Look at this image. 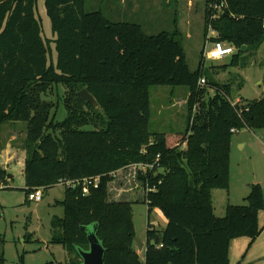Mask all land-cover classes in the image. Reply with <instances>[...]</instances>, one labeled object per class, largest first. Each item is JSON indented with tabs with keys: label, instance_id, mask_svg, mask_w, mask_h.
<instances>
[{
	"label": "trees",
	"instance_id": "1",
	"mask_svg": "<svg viewBox=\"0 0 264 264\" xmlns=\"http://www.w3.org/2000/svg\"><path fill=\"white\" fill-rule=\"evenodd\" d=\"M36 5L0 0V123H26L23 190L28 195L38 187L100 177L86 193L81 184L63 185V215L50 220V242L63 246L70 264H81L78 249L88 248L83 227L96 224L104 264H228L231 240L244 236L252 243L261 232L263 191L250 184L244 202L227 204L222 217L213 212L212 191L229 189L231 129L264 130V97L234 103L230 86L209 73L235 67L259 49L264 0H203V37L212 30L210 43L236 49L229 64L209 70L203 51L197 68H189L176 21L173 30L147 34L138 23L87 10V0H44L55 36L44 39ZM154 85L187 89L184 133L149 129ZM59 86L62 121L45 99ZM83 88L97 107L80 99ZM139 163L152 166L138 173L148 215L158 208L166 219L161 229L147 223L143 259L135 250L132 202L109 197L116 172ZM10 178L0 167V189Z\"/></svg>",
	"mask_w": 264,
	"mask_h": 264
},
{
	"label": "rangeland",
	"instance_id": "2",
	"mask_svg": "<svg viewBox=\"0 0 264 264\" xmlns=\"http://www.w3.org/2000/svg\"><path fill=\"white\" fill-rule=\"evenodd\" d=\"M166 1L168 3L165 0H87L86 9L101 8L112 20L140 23L147 34L173 30L176 21L183 35L182 43L188 66L195 70L200 52L204 45L207 49L211 47V43L207 41L215 35L209 30L207 36L203 37V0ZM35 14L42 24V37L54 39L45 14L44 0H37ZM49 44V59H53L54 44ZM230 57L228 55L220 60L204 59V68L209 70L210 66L229 64ZM218 72V77L214 73L209 75L230 86V98L234 103L260 99L264 96V42L257 51L245 54L237 66H228L225 71L216 73ZM62 91V86H59L52 95L45 97L55 104L53 112L57 121H62L66 116L61 99ZM208 91L209 95L213 92L212 89ZM187 95V89L183 86H151L149 129L176 135L184 133L188 123ZM25 126L24 122L0 123V167L6 169L11 176L6 181V186L0 189V256L4 258L3 264H70L63 246L50 242V220L54 215H63L61 201L64 186L56 184L42 188V200L39 202L27 200L23 190ZM231 143V191L213 190L212 201L216 216L224 214L221 211L225 205L238 201L242 188H249V184L258 183L264 197V130L248 132L240 129L232 134ZM239 144L243 147L240 148ZM138 173L136 168L130 166L119 169L109 184V197L112 200L132 202L135 238L142 242L148 222L154 228L161 229L166 220L158 208H153L148 215L147 205L143 202L146 191ZM135 247L141 250L137 244ZM139 257L143 258V251H140Z\"/></svg>",
	"mask_w": 264,
	"mask_h": 264
},
{
	"label": "crops",
	"instance_id": "3",
	"mask_svg": "<svg viewBox=\"0 0 264 264\" xmlns=\"http://www.w3.org/2000/svg\"><path fill=\"white\" fill-rule=\"evenodd\" d=\"M165 2L168 3V1H166V0H165ZM99 9H101V8H99ZM95 10H98V9H95ZM102 12L106 16V14L103 10H102ZM110 20L111 21H119V20H112V19H110ZM127 22H131V21H127ZM135 23H137V22H135ZM138 24H140V23H138ZM214 74L217 77L219 76V73H214ZM262 97H264V96H262ZM247 131L251 132L249 130H247ZM261 131L262 130H258V132H261ZM239 147L242 148L243 146L239 144ZM231 149H232V143L230 142V152H231ZM58 184H60V183H58ZM60 185H63V184H60ZM230 191H231V183L229 182L228 192H230ZM248 192H249V188L245 189L243 187L242 188V194L238 195V197H240L239 200L236 201L234 198V200L236 202H233V203L230 202V203L234 204V205L243 203L244 198L246 197ZM41 200H42V198H41ZM263 200H264V197H263ZM212 204H213V201H212ZM225 206H224L223 210L221 211V213L225 212ZM213 212H214V208H213ZM222 216H217V217H222ZM257 223H258L259 227H261V232H260L259 236L252 243H250V239L248 237H244V236L234 238L233 240L230 241L229 251H228V264H264V209H262L258 212ZM165 224H166V222H165ZM164 226H162V228ZM135 235H136V233H135ZM145 236H146V233H145ZM145 241H146V238L141 242L142 248L140 251H143V257H144V251H145ZM135 250L139 255L140 251L136 247H135Z\"/></svg>",
	"mask_w": 264,
	"mask_h": 264
},
{
	"label": "built area",
	"instance_id": "4",
	"mask_svg": "<svg viewBox=\"0 0 264 264\" xmlns=\"http://www.w3.org/2000/svg\"><path fill=\"white\" fill-rule=\"evenodd\" d=\"M235 51L236 49L232 45L217 41V42H212L211 47L208 49L206 48V45H204L203 57L204 59L220 60V59H223L225 56L232 55L233 53H235ZM198 85L200 87L205 85L204 78H201L198 80ZM231 131L235 133L238 130L231 129ZM130 167H134L137 169L138 172L140 171L143 173V172H146L148 169H150L152 166L139 163V164L130 165ZM99 181H100L99 176H93V177H86L81 180L65 181V182H61L60 184L71 186V187H74L77 184H81L83 192L86 193L89 186L97 187ZM42 188L43 187L35 188L32 192H30L27 195V200L39 202L42 198Z\"/></svg>",
	"mask_w": 264,
	"mask_h": 264
},
{
	"label": "water",
	"instance_id": "5",
	"mask_svg": "<svg viewBox=\"0 0 264 264\" xmlns=\"http://www.w3.org/2000/svg\"><path fill=\"white\" fill-rule=\"evenodd\" d=\"M78 96L93 107L98 106L96 99L86 88L81 89L78 92ZM83 229H85L87 233L88 248L86 250L78 249L81 264H104V248L96 236L97 225L93 224L83 227ZM134 241L138 245V248L141 249L142 243L137 238H134Z\"/></svg>",
	"mask_w": 264,
	"mask_h": 264
}]
</instances>
